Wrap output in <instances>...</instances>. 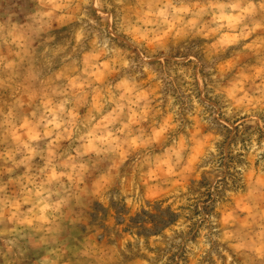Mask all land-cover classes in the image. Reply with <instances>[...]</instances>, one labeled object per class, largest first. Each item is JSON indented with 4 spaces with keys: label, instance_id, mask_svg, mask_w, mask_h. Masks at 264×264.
Masks as SVG:
<instances>
[{
    "label": "clouds",
    "instance_id": "clouds-1",
    "mask_svg": "<svg viewBox=\"0 0 264 264\" xmlns=\"http://www.w3.org/2000/svg\"><path fill=\"white\" fill-rule=\"evenodd\" d=\"M0 264H264V0H0Z\"/></svg>",
    "mask_w": 264,
    "mask_h": 264
},
{
    "label": "rangeland",
    "instance_id": "rangeland-1",
    "mask_svg": "<svg viewBox=\"0 0 264 264\" xmlns=\"http://www.w3.org/2000/svg\"><path fill=\"white\" fill-rule=\"evenodd\" d=\"M55 69H53V71H54Z\"/></svg>",
    "mask_w": 264,
    "mask_h": 264
}]
</instances>
